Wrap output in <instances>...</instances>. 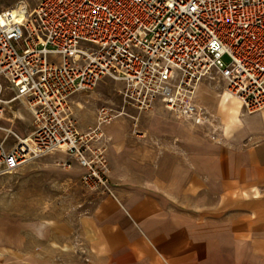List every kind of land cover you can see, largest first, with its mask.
Wrapping results in <instances>:
<instances>
[{
  "label": "crops",
  "instance_id": "obj_1",
  "mask_svg": "<svg viewBox=\"0 0 264 264\" xmlns=\"http://www.w3.org/2000/svg\"><path fill=\"white\" fill-rule=\"evenodd\" d=\"M211 82H199L197 100L208 108L209 94L220 143L212 127L176 118L160 101L140 111L123 104L102 127L112 193L85 189L84 168L65 151L22 165L18 193L54 200L43 216L19 213L16 225H0V264H264V110L246 112ZM121 87L103 77L69 97L81 130L94 125L100 103L122 104ZM23 108L13 101L1 119L22 136L33 129Z\"/></svg>",
  "mask_w": 264,
  "mask_h": 264
},
{
  "label": "built area",
  "instance_id": "obj_2",
  "mask_svg": "<svg viewBox=\"0 0 264 264\" xmlns=\"http://www.w3.org/2000/svg\"><path fill=\"white\" fill-rule=\"evenodd\" d=\"M103 77L122 82L124 104L160 101L172 116L212 127L220 143L198 84L218 78L246 112L264 110V0H36L33 8L18 0L0 10V175L61 150L84 168L85 189L112 193L102 126L124 110L101 105L81 130L69 103ZM13 101L32 116L27 135L1 123Z\"/></svg>",
  "mask_w": 264,
  "mask_h": 264
},
{
  "label": "rangeland",
  "instance_id": "obj_3",
  "mask_svg": "<svg viewBox=\"0 0 264 264\" xmlns=\"http://www.w3.org/2000/svg\"><path fill=\"white\" fill-rule=\"evenodd\" d=\"M16 1H18V0H0V10H4V9L8 8L12 4H14ZM24 1L30 8H33L36 4V0H24ZM208 80H210V79H208ZM1 82L3 85L4 84L8 85V82L2 77H1ZM211 84L214 85L215 87H217L218 94H220L221 90L224 93H226V89L224 88L223 82L220 81L218 78H215V80H212ZM209 92H210V90H209ZM119 95L121 97V103H122L120 106L113 104V103L110 104V103H106V102H102L98 106L108 105V106H111L112 108H114L116 110L126 109L125 107H124V109L122 108L124 103H123L121 94H119ZM209 97L210 96L208 94L206 96L207 99H201V103L204 104L205 106H207L208 108H211L210 110L215 112L214 104H212V106H210V104H209ZM212 98L219 99V95L212 97ZM227 104L232 106L233 101L228 100ZM24 108L29 112V110L26 107H24ZM137 110L140 111L138 108H137ZM29 114H30V112H29ZM117 117L118 116L114 117L111 120V122L114 121ZM31 118H32V116H31ZM110 123H107V124H110ZM2 124L4 125L5 123H2ZM107 124H104V125H107ZM32 127L33 126L29 125L28 130L32 129ZM15 131L17 132V130H15ZM3 134L4 133L2 131H0V138H2ZM106 138H108V137H106ZM14 141H15V138L10 136L7 139V144L11 145ZM110 143H111L110 140H108V142H106V144H105V147H106L105 154H106L107 161H108L107 148H108ZM57 160L54 156H51V153H49V154L43 155L37 159H34L32 161H57ZM44 170H45V172H47L48 168H44ZM16 174H17V170L13 173H10V174L0 175V225L4 222H7V223L9 222L11 226L16 225V218L15 217L19 213L23 214V215H29V216H34L36 214L41 213L43 216L44 212L49 211L51 205L53 204L54 199L50 198L48 196L42 197V198H27V197L24 198L22 195H20L18 193L19 190L17 189L18 178H17ZM8 211L13 213L14 215L10 214L11 217H9V214H6ZM10 232H12V231H10Z\"/></svg>",
  "mask_w": 264,
  "mask_h": 264
},
{
  "label": "bare ground",
  "instance_id": "obj_4",
  "mask_svg": "<svg viewBox=\"0 0 264 264\" xmlns=\"http://www.w3.org/2000/svg\"><path fill=\"white\" fill-rule=\"evenodd\" d=\"M227 92V91H226ZM228 93V92H227ZM230 94V93H229Z\"/></svg>",
  "mask_w": 264,
  "mask_h": 264
}]
</instances>
